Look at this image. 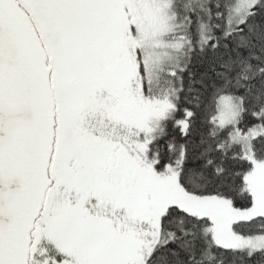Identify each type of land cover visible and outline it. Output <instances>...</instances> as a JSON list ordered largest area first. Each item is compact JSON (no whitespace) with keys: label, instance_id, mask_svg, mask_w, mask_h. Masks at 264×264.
<instances>
[{"label":"snow or ice","instance_id":"snow-or-ice-1","mask_svg":"<svg viewBox=\"0 0 264 264\" xmlns=\"http://www.w3.org/2000/svg\"><path fill=\"white\" fill-rule=\"evenodd\" d=\"M0 264H264V0H0Z\"/></svg>","mask_w":264,"mask_h":264},{"label":"trees","instance_id":"trees-1","mask_svg":"<svg viewBox=\"0 0 264 264\" xmlns=\"http://www.w3.org/2000/svg\"><path fill=\"white\" fill-rule=\"evenodd\" d=\"M196 71H197V75H199L200 72L205 71V68L204 67H197ZM176 135L179 136V133L177 132Z\"/></svg>","mask_w":264,"mask_h":264}]
</instances>
